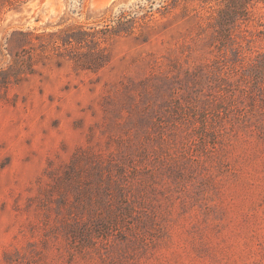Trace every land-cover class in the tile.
<instances>
[{
  "label": "rangeland",
  "instance_id": "1",
  "mask_svg": "<svg viewBox=\"0 0 264 264\" xmlns=\"http://www.w3.org/2000/svg\"><path fill=\"white\" fill-rule=\"evenodd\" d=\"M221 5L0 0V72L96 35L0 84V264H264V0L219 49Z\"/></svg>",
  "mask_w": 264,
  "mask_h": 264
},
{
  "label": "trees",
  "instance_id": "2",
  "mask_svg": "<svg viewBox=\"0 0 264 264\" xmlns=\"http://www.w3.org/2000/svg\"><path fill=\"white\" fill-rule=\"evenodd\" d=\"M259 1L260 0H218V3H222V5L217 12V16L214 18L215 22L213 26L216 28L218 34L217 41L219 43V49L227 47L228 43L233 39L231 38V21L237 18L235 10L239 9L245 13H251L254 4ZM120 25H122L121 22L118 23V28L123 29ZM119 29L117 33H128L122 32L127 30ZM22 37L25 42V48L22 52L23 55L20 54V58H23L22 62H24L26 66L17 65L15 68L10 67L8 71L0 72V84L5 88H8L12 84H18L25 76L33 73L34 62L31 61V59L34 58V48L37 43L41 48L61 51L74 46L83 48L84 44H88L89 37H91V42L96 41V35L84 31L82 26H72L65 30L49 34L42 33L36 35L33 33H25L22 34ZM26 45L32 47L27 49ZM13 72L14 74H12Z\"/></svg>",
  "mask_w": 264,
  "mask_h": 264
}]
</instances>
